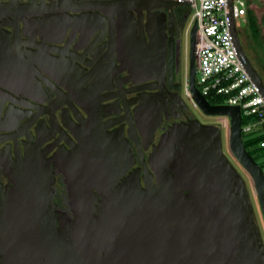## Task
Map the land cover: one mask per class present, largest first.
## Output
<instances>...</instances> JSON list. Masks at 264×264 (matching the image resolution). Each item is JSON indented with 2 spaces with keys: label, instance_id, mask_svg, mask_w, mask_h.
<instances>
[{
  "label": "flooded vegetation",
  "instance_id": "af4514ba",
  "mask_svg": "<svg viewBox=\"0 0 264 264\" xmlns=\"http://www.w3.org/2000/svg\"><path fill=\"white\" fill-rule=\"evenodd\" d=\"M178 3L0 0V63L13 65L11 74L0 75V212L9 203L12 222L32 219L28 214L39 207L34 211L42 219L35 217L54 218L58 237L74 228L63 159L89 134L94 151L110 141L112 150L126 154L124 164L130 168L119 185L133 175L146 188V181L156 184L150 160L165 134L193 120L213 124L205 119L214 117L194 107L185 94L192 58V33H186L191 10ZM158 35L156 50L164 64L151 71L149 55ZM239 36L264 84L260 52L241 31ZM194 57L196 65V47ZM27 155L50 166L53 175L52 184L35 186L36 193L16 166ZM97 198L96 208L104 203L99 193ZM94 219L100 229L103 218L96 213ZM150 229L109 225L108 231L94 233L91 253L76 256L75 264H158L157 233ZM3 259L1 252L0 264ZM43 261L57 264L47 257Z\"/></svg>",
  "mask_w": 264,
  "mask_h": 264
},
{
  "label": "water",
  "instance_id": "95a60500",
  "mask_svg": "<svg viewBox=\"0 0 264 264\" xmlns=\"http://www.w3.org/2000/svg\"><path fill=\"white\" fill-rule=\"evenodd\" d=\"M229 6L232 12L233 0H229ZM231 31L240 59L264 97L262 78L244 52L233 18ZM196 33L197 26L191 34L190 95L206 116L229 119L230 150L252 179L264 218V170L245 147L241 108L213 105L197 88ZM159 40L158 35L149 55L151 71L159 69V62L164 64L157 51ZM5 45L11 48L9 42ZM12 66L1 62L0 75L11 74ZM91 139V135H87L79 149L63 159L76 216L74 228H66L65 235L58 237L54 218L39 221L35 217L39 215L42 219V215L34 211L42 210L39 207L28 214L32 219L12 222L9 217L13 213L8 203L7 211L0 212L2 264H45V257L50 263L75 264L76 256L91 253L95 232H106L109 225L125 227L129 224L151 227L150 230L157 233L158 264H264V244L255 223L246 182L226 156L218 127L193 120L165 134L150 160L156 184L145 180L146 188L141 186L139 177L133 175L119 185L130 168V164H124L128 160L126 154L117 153L116 148L113 151L110 141L106 142L107 148H98L95 153ZM16 166L22 169L25 183L34 186L30 188L34 193L36 185L48 186L54 181L51 167L35 156L27 155ZM97 193L104 200L98 208L95 207ZM49 199L52 216V197ZM96 213L103 218L100 229L96 228ZM143 217L146 219L140 221ZM113 218L119 220H111ZM60 239L63 244H59Z\"/></svg>",
  "mask_w": 264,
  "mask_h": 264
},
{
  "label": "built area",
  "instance_id": "2783aa9c",
  "mask_svg": "<svg viewBox=\"0 0 264 264\" xmlns=\"http://www.w3.org/2000/svg\"><path fill=\"white\" fill-rule=\"evenodd\" d=\"M189 3L191 17L186 33H196V85L204 97L222 98V105L239 106L243 118H253L242 123V137L253 128L260 127L256 138H263L258 148L264 149V97L243 65L231 31L232 18L238 31L247 23V7L244 0H233L232 12L229 0H179ZM232 13V17H231ZM185 92L194 107L198 106L189 92V71L185 77ZM208 99V98H207ZM228 121L226 117H220ZM255 139V138H254Z\"/></svg>",
  "mask_w": 264,
  "mask_h": 264
},
{
  "label": "rangeland",
  "instance_id": "374dc122",
  "mask_svg": "<svg viewBox=\"0 0 264 264\" xmlns=\"http://www.w3.org/2000/svg\"><path fill=\"white\" fill-rule=\"evenodd\" d=\"M245 3L247 7V23L241 24L240 26L241 35L247 36L248 39L251 40V44H253L255 49L258 52H260L262 60L264 61V43H262L261 41H259L258 38H256L253 32V29L248 24L249 17L252 13L254 14L259 26L261 27L262 39L264 41V0H245ZM185 79L186 78H184V84H185ZM186 97H188L187 94H186ZM205 121L213 123L212 125L218 127L221 130L224 152L226 156L228 157V159L230 160V162L232 163V165L238 170L239 174L243 177V179L246 182L247 190L249 192L251 204L254 210L255 223L260 230L262 242L264 244V218H263L260 206H259V202L257 199V194L254 188L253 181L250 178V176L246 173V171L239 165V163L237 162V160L235 159L234 155L232 154L230 150V145H229L230 121L222 120L220 117L207 118L205 119ZM253 121H254L253 118H245V124H248ZM259 132H262L260 127L253 128L250 132L245 134L244 136L245 142L249 144L251 140L257 137ZM254 153H255L257 161L263 167V170H264V151L259 149V150H256Z\"/></svg>",
  "mask_w": 264,
  "mask_h": 264
},
{
  "label": "trees",
  "instance_id": "16d2710c",
  "mask_svg": "<svg viewBox=\"0 0 264 264\" xmlns=\"http://www.w3.org/2000/svg\"><path fill=\"white\" fill-rule=\"evenodd\" d=\"M248 24L251 26V28L253 29V32L256 36V38L259 39V41H261L262 43H264L263 39H262V31H261V27L259 26L254 14L251 13L249 20H248ZM262 66L264 68V61L262 62ZM209 102L213 105H221L224 103V100L222 98H213V97H207ZM243 124H245V118H243L242 121ZM263 138H255L253 140H251L249 142V144H247V142L245 143V147L248 150V152L252 155V157L257 161L256 156H255V151L259 150L260 148H258V144L260 143V141H262ZM264 151V149H261ZM258 162V161H257ZM259 163V162H258ZM260 165V164H259ZM261 166V165H260ZM262 167V166H261ZM263 168V167H262Z\"/></svg>",
  "mask_w": 264,
  "mask_h": 264
}]
</instances>
